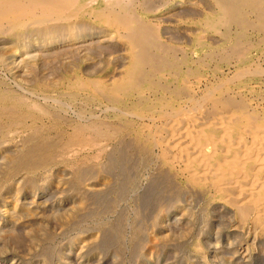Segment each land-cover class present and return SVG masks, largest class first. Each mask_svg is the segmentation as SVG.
<instances>
[{
  "label": "bare ground",
  "instance_id": "6f19581e",
  "mask_svg": "<svg viewBox=\"0 0 264 264\" xmlns=\"http://www.w3.org/2000/svg\"><path fill=\"white\" fill-rule=\"evenodd\" d=\"M175 1L183 2V0ZM162 3L166 5L168 2L166 0H0V43L4 44L0 46V50L4 49L0 51V55L5 54L12 63L18 55L22 56V59L26 57L28 63L44 57L62 60L74 53L81 55L84 49L83 42L94 35L110 34L114 51L119 53L116 56L118 62H105L103 66H95L91 70L88 66L86 68L82 64H75L70 68L64 66V69L57 71L61 76L59 94L73 100L79 94H85L83 98L85 101H97L96 104L103 106L100 108L104 115L96 118L82 119L79 111L76 112V116L66 117L64 105L50 108L36 100L28 101L23 93L5 86L4 81L0 80V141L3 140L6 126L19 125L21 128L30 127L34 130L35 139L38 141L29 145L19 158L20 168L23 166L28 170L27 175H22L25 177L24 185L27 184V187L34 190L52 181L49 170L52 165H56L55 147L59 144V138L55 140L56 145L54 141H46L45 135L49 129L59 132L62 131L59 129L63 126L72 127L73 137L69 135L68 139L72 137L76 140L74 142L76 144L77 141L83 142L85 136L87 137L86 133L92 137L90 142L94 145V152H90L93 155L87 153L84 156H77L74 152L73 157L65 161L68 165L70 163L76 165L78 161L89 163L96 158L99 159V155L109 145L111 147L109 154L112 156L110 162H113L110 165L114 166L119 161L117 156L120 154L118 146L121 138L128 137L131 151L139 158L138 172L133 173L132 171L136 170L134 169L131 171L133 175L123 174L124 178H121L126 181L121 185V197L127 192H136L141 177L139 169L140 171L145 169L151 158L159 161L162 178L151 179L145 194L139 195L143 197L145 209L162 205L167 198L176 197L177 193L174 192L178 187L172 183L178 180L187 191L198 193L197 196L202 195L208 202L218 203V206L231 215L230 226L241 234L243 239L234 252L237 258L225 264H251L256 258L264 260V108L252 103L246 97V92L251 93L254 89L250 87L247 77L256 78L264 73L259 65L250 63L246 47L251 36L250 29L264 33V0H208L202 9H198L199 11L187 9L172 17H168L169 9L162 10L165 6L162 9L160 7L161 10L158 9ZM166 22L172 23L175 28H183L182 41L168 39L165 36L162 24ZM202 29L205 33L218 35L217 51L213 48L207 49L209 44L206 43V36L200 32ZM34 50L38 53H34ZM216 52L222 61L235 57L237 67L230 77H224L200 91L198 87L201 76L198 67L201 54L210 58ZM42 66L39 64L36 70L39 74ZM17 86H20L18 87L20 89L23 87L19 83ZM35 87L41 90L50 88L38 83L33 89ZM100 97L106 99V102L100 101ZM48 99L56 104L54 98L41 95L42 102H47ZM10 133L7 136L12 134ZM34 134H30L31 139L34 138ZM56 134L58 136V133ZM26 138L29 143V137ZM65 142L66 140L64 145ZM67 142L66 145L69 142L73 143L71 140ZM92 144L90 145L93 146ZM65 147L70 148L61 145L59 149ZM58 158L61 156L56 157L57 160ZM63 159L65 160L64 157ZM14 161L16 159L10 158L9 165ZM119 166L122 167L121 164ZM74 168L72 169L76 171ZM75 174L76 179L70 184L72 187L68 192L73 195L76 202L73 206L74 212L67 219L65 218L64 222L70 226L81 225L82 222L77 219L83 212L88 219L91 217L97 220L103 234L99 236L92 230L86 231L78 244L76 264L100 262L99 259L89 261L100 250L108 254L115 252L121 256L127 253L130 246L132 251H138L147 234L143 226L145 223L142 225L137 211L128 220L122 212H117L111 218L108 214L115 212L116 202H103L104 197L101 198V195L106 183H84L87 189L89 187L97 189V195L101 199L95 201L91 197L96 195L93 196L88 191V193L84 192L85 196H83V193H80L83 192V188L79 192L75 189L84 182V178L86 180V177L91 175V172L88 176L85 173L86 177L79 171ZM98 176L102 177L99 173ZM94 177L93 175V181ZM9 178L13 179V177ZM89 178L87 181L91 180ZM102 180L104 182L105 179ZM80 186L82 187V184ZM187 215L191 218L195 213ZM147 236L149 244L147 243V247H144L145 251L140 253L139 262H146L148 258L154 260L160 256L159 252L169 249V235L161 219L156 221V225ZM192 247L195 257L201 259L202 252L197 246ZM43 252L46 263L51 251L46 249ZM198 258L196 261L199 260ZM10 262L17 264L14 260ZM198 263L200 264V261ZM119 264H123L122 261Z\"/></svg>",
  "mask_w": 264,
  "mask_h": 264
},
{
  "label": "rangeland",
  "instance_id": "374dc122",
  "mask_svg": "<svg viewBox=\"0 0 264 264\" xmlns=\"http://www.w3.org/2000/svg\"><path fill=\"white\" fill-rule=\"evenodd\" d=\"M166 1L168 3L166 5H163L164 3H162V5L160 4L158 9L161 10L165 6V8H163L162 10L169 9L168 11L166 10L167 13L169 12L168 17H172V15L176 16L178 12H185L187 11V9L188 10L196 9V11H199L200 9H202L203 6L206 5L208 0H183L182 3L176 2L175 0H166ZM167 6H169L170 8ZM162 25H163L162 29H164L163 31H165V36L168 39L171 38V39L178 40V41L183 40L181 38L183 36V31H181L183 30V28L182 29L178 27L175 28V26L170 22H166ZM180 31L182 32L181 33L182 35L180 34ZM200 32L206 36V43L209 44L207 46V49L213 48L214 51H217L216 46L219 40L218 35L215 33H209V32L205 33V30L203 29L200 30ZM249 34L251 36H250L249 44L246 47L248 49L247 51L250 56V63L251 62L256 63L264 71V33H261L258 30L256 31V30L250 29ZM111 39L112 37L110 34L108 35L106 34L102 36L94 35L90 37V39L87 38L86 42L85 41L83 42L84 49L81 55L74 53L75 55L74 54L68 55L62 60H58V59L54 60L52 58L50 59V57H44V58L36 60V62L31 60L28 63L26 62V57L22 59V56L18 55L17 59L15 58L16 59L15 62L18 63L16 64L15 62L14 63L10 62V59L6 58L5 54L3 55V53L1 52L2 55H0V80L4 81L5 84L4 83L3 84L5 86L10 87L16 92L23 93L28 101L36 100L37 102L41 104H45L50 108H53L54 106H57V105H64L65 107L64 112L66 111L64 113V116L66 117H68V115L76 116V112L78 111L80 112V114H82L81 115L82 119L96 118V117L103 116L104 112L100 108L103 106H99L98 104H96L97 101H90V100L85 101L83 99L85 98L84 97L85 94H79L78 97L74 100L67 98L63 94H59L61 93L59 91V83L61 82V76L59 75L57 71L64 69L65 68L64 66L70 68V67L75 66V64H82L85 67L88 66V68L91 70V68L93 69V67L95 66H98V67L103 66L105 62H110V61L118 62L116 56L119 53L114 51L115 48H113L114 46L111 44L112 43ZM3 45H4L3 43L2 44L0 43V46H3ZM34 53L37 54L38 51L34 50ZM85 54L87 56H85ZM217 54L218 52L214 53V55L210 58H206V56H204L203 53L201 54V59H200L201 61H199V67H198L199 76H201L200 77L201 81L199 82V87H198L200 91L205 89L207 86H210L212 83L218 82L224 77H230L234 73L237 67L235 57H230L227 61H222L220 56ZM1 60L2 61L5 60V61L1 62ZM80 61H83L84 63ZM39 64L41 66L43 65L41 67L40 74L36 71ZM17 65H19V67ZM25 65H28V66H25ZM30 67H32V69H30ZM23 69L27 71H24ZM247 78H249L248 82H249L250 87H253L254 89L251 93L246 92V97L249 98L252 103L254 104L257 103L262 108H264V73H262L260 76L256 78H250V77H247ZM17 83L23 86L22 87L23 89L18 88L20 86H17ZM36 83H38L39 85L40 84L47 85L50 88H48V90H41L39 87H35L33 89ZM41 95L50 96L51 99L54 98L56 100L55 101L56 104L54 105V101H51L50 99H48L47 102H42L43 100H41ZM100 98H101L100 101L106 102V99H103L102 97ZM62 102H64L65 104H61ZM78 105H80V107ZM31 129L32 128L30 127L21 128L19 125H12L10 127L6 126V129L3 132L4 133L3 140L0 141V188L2 187V189H0V259H1L0 264L2 263L10 264L11 263L10 261H13V260L17 261V264H50V263L51 264H64L65 262H66L65 264H71V263L76 264V253L79 251V249H77L78 244H79V241L81 240V237L84 236V234H86V231L92 230L96 232L99 236L103 235L101 232V229L99 228L97 220L91 217L88 219L84 215L83 212L80 213L77 219L80 221V223L82 222L81 225L71 224L70 226L66 222H64L65 221L64 219L65 218L67 219L74 212L73 206L75 205L76 202L74 201L72 197L73 195L69 194L68 192L70 191V188L72 187V185L70 184L72 183V181L74 182V180L76 179L75 173H78V171L82 172V175L84 177H86V175H84L85 173L88 176L89 173L91 172V175L88 176L91 178L90 181L89 180L87 181L88 177H86V180L84 178L83 183L81 181H80L81 183L78 182L80 183V185L82 184V187L80 185L78 186L76 185L77 188L75 187V189H78V192L79 190L81 191V188H83L82 189L83 192L82 191L80 192L81 194L83 193L82 194L83 196H85L84 192L88 193L89 191V193L93 194V196L96 195L95 197H91L95 201H97L98 199L100 200L102 197H104L103 198L104 203L110 202V201L111 203L114 201L116 202L115 212L109 213L108 216L112 218L117 212H122L124 213L125 217L128 220L137 211V213L140 215V218L142 220L141 222L142 225L145 223L143 226H144V229L146 228L145 231L147 235H148V232L152 228H154V225H156V221L160 219H161V222L164 223L166 232L169 235V240H168L169 249L166 250V251L168 250L169 251L166 252L165 250L164 251L162 250L161 252H159L160 256L158 258H155L154 260L151 258H148V261L146 260V262H139L138 260L140 253L145 251V248L149 244V237L145 235L146 238H143V242L139 246L140 249H138V251L136 252L132 251L131 246H130L129 248L130 250L128 249L127 251L129 255L126 253L124 256H121L120 254H117L115 252H109L108 254L106 251L100 250L98 254H96L94 257L89 259V261H92V262L95 259L100 260V262L99 261L94 262L93 264H119L121 261L123 264H143V263L144 264H155V263L163 264L164 262H170L171 264H189V263L199 264L198 261H200V264H215L216 262L225 264L226 262L227 263L233 262L237 258L234 252L239 247L243 238L241 234L237 233L235 230L231 228L230 226L231 215L229 214V212H227L226 210H223V208L218 206V203L208 202V200L205 199V197H203L202 195L199 194L197 196L196 194L198 193L193 194V192L187 191L182 186V183H180L178 180L177 181L175 180L172 183V185H174L175 187H178L176 192L173 191L174 194L177 193L176 197L174 196V198L172 197L167 198L166 199L167 201L165 200L162 205H158V206L154 205L146 209L145 207H143V202H142L143 197L141 196L145 194L144 192L147 190V187L150 184V181L154 180L155 177L157 179L159 178V180L162 178V168L160 167L159 161H156V160L154 161V159L151 158V160L149 161L146 167L147 169L145 168L141 171L139 169V172L141 173V177L138 180L136 192L135 191L127 192L121 197L122 195L121 185L124 181H126L125 179L121 178V177L124 178L123 174L133 175L134 172H138L137 165H138L139 158L136 153L131 151L130 146H129L130 141H128L129 140L128 137L121 138L122 143L120 142V144L122 147L119 144L118 151L120 154L117 151V155L119 154L120 156L121 155L122 156L121 157L119 155L117 156L119 161L118 163L114 164V166L110 165L113 162L112 163L110 162L112 161V156L111 154H109L111 151V147L109 145L108 146L110 148L107 146L106 150L99 155L101 157V158L98 157L99 159L96 158V160L91 161V162L89 161V163L88 161H85V162L78 161L75 163L76 165L72 163L68 165L65 161L69 158H72L74 155V152H76L75 155L77 156H84L87 153L92 154V152H94V145L92 144V142H90L92 141L90 140L92 139V137L86 133L87 137L85 136V138L83 139V142L81 141L79 142L82 144H79L78 141L76 144L74 143L76 142V140L72 138L73 133H74V131L72 130L73 129L72 127L70 128V126L68 127L63 126L62 129H59L62 131H59V132L55 129H49L50 131L48 130L45 135L46 141L48 142L54 141V144L56 145L57 142L55 140L59 138L58 139L59 144L56 145L55 147L56 156L54 155L55 156L54 162H56V165H52L49 170L52 176V181L50 183L48 182L47 184L39 186L37 188L38 190L37 189L31 190L30 189L31 187L26 186L27 184L24 185L25 177L22 176L23 174L27 175L28 170L27 168L24 169L23 166L21 167L22 168L21 169L19 165V162H20L19 158L21 157V154H23V152L29 147V145H32L36 141H38L37 139H35L34 130H31ZM16 131L18 133H16ZM5 132L6 133L11 132L12 134L10 133L11 135L7 136L9 133L5 134ZM61 132H64V133H61ZM71 132L73 133L71 134ZM56 133H58V136ZM30 134L32 135L34 134L33 139H31L32 135ZM69 135H72V137L69 139L73 141V143L69 142L70 141L68 139ZM26 136L29 138L31 136L30 139L28 138L29 143L26 140L27 139ZM49 136L52 138H50ZM48 137L50 138V140ZM36 138L38 137L36 136ZM65 140L66 142L67 141L69 142L68 145H66V142L64 145ZM84 142L85 143L90 142V143L85 144ZM75 144L77 145V147ZM90 144H92L93 146H91ZM61 145L62 147L69 146L70 148L65 147V149L64 148L59 149V146L61 147ZM88 145H90V147ZM126 146H128L129 148L127 149ZM81 147H83L84 149L82 148L81 150ZM57 152H60L58 154L59 156L56 154ZM122 152L124 155L122 154ZM63 154H65V156H63ZM60 156L61 158H58L57 160L56 157H60ZM62 156L65 158V160L63 159ZM127 157H129L130 159ZM134 157L137 159H134ZM10 158L11 160L16 159V161H14L13 163L15 165L18 164L19 168H16L18 166L17 165L15 166L13 163H11L12 165H9ZM121 159H122V163H121ZM81 163H83L84 166ZM80 164L82 165V167H80ZM106 164L107 165L109 164V165L106 166ZM119 164H121L122 167L119 166ZM8 165L10 166L9 168L10 170L8 169L9 167ZM90 165L91 167L93 166L95 167L92 169ZM79 167L82 169L84 168L85 169L84 170L81 169L82 170L81 171ZM14 168L16 169L15 170L16 172L13 170ZM72 168H74L76 171H74ZM7 169H8V172H6ZM17 169L19 170V172ZM122 169L123 171H121ZM92 170L95 173L92 172ZM73 171L74 173H72ZM101 171H102V174H101ZM103 172L106 175L103 174ZM98 173L103 178L99 177ZM118 173H119V176H118ZM93 175L95 176L94 181H93ZM8 176L13 177V179L9 178ZM114 178L116 181H114ZM102 179H105L104 182H102L103 181ZM88 182H93V183L100 182L102 184H105V183L107 184V185L105 184L107 187L104 185V188H103L104 190L101 189L103 191L101 198L98 197L99 195H97L96 188L94 187H89V189L86 188V185L84 183H88ZM8 183L9 185H7ZM175 183L177 186L175 185ZM161 184L163 185V183ZM68 187L69 189H67ZM184 190L186 191L184 192ZM166 213L168 214L166 215ZM189 213H195V216L194 217L191 216L190 218V216L187 215ZM192 246H197L199 251L202 252L203 257H201V259L198 257H195L194 252L192 250L193 248ZM51 248H53L55 252ZM46 249H50L51 254L48 256L49 260L46 259L47 262L44 263V259H43L44 252L43 251H45ZM105 252L106 254H104ZM196 258H198L199 260L196 261ZM111 259L113 260L110 261ZM105 260L107 263L105 262ZM163 260H167V261H163ZM251 264H264V260H262L261 258L259 259L256 258V260L253 261Z\"/></svg>",
  "mask_w": 264,
  "mask_h": 264
}]
</instances>
